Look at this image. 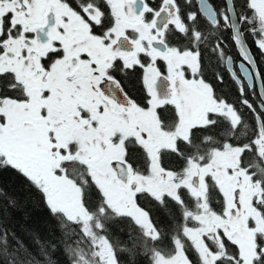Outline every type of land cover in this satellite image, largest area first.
I'll return each mask as SVG.
<instances>
[{
  "label": "snow or ice",
  "instance_id": "1",
  "mask_svg": "<svg viewBox=\"0 0 264 264\" xmlns=\"http://www.w3.org/2000/svg\"><path fill=\"white\" fill-rule=\"evenodd\" d=\"M0 264H264V0H0Z\"/></svg>",
  "mask_w": 264,
  "mask_h": 264
}]
</instances>
